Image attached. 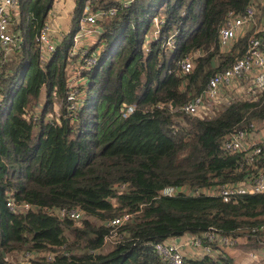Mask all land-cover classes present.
I'll use <instances>...</instances> for the list:
<instances>
[{"label": "trees", "instance_id": "obj_1", "mask_svg": "<svg viewBox=\"0 0 264 264\" xmlns=\"http://www.w3.org/2000/svg\"><path fill=\"white\" fill-rule=\"evenodd\" d=\"M255 1L133 0L124 8L117 0H75L69 33L42 60L34 36L56 0H19L12 14L19 46L0 65V264H24L26 253L33 254L28 264H162L153 244L202 238L211 229L264 242V193L228 203L160 195L167 187L209 189L251 174L239 169L240 154L229 155L221 145L235 131L263 125L264 94L235 101L209 119L178 110L243 55L261 24L259 8L254 26L228 53L220 54L218 35L229 13L241 15ZM87 3L92 12L117 14L99 23L90 49L99 50L98 60L81 72L84 84L74 89L81 103L69 116L68 54ZM155 19L158 34L145 51ZM196 52L190 73L180 74V62ZM57 103L60 114L50 117ZM132 104L135 112L123 119L121 107ZM9 195L33 208L11 213ZM60 208L79 209L83 217L75 223L49 213ZM124 214L132 216L119 228L124 239L106 245V223ZM217 251L186 264H233Z\"/></svg>", "mask_w": 264, "mask_h": 264}, {"label": "built area", "instance_id": "obj_2", "mask_svg": "<svg viewBox=\"0 0 264 264\" xmlns=\"http://www.w3.org/2000/svg\"><path fill=\"white\" fill-rule=\"evenodd\" d=\"M132 1L117 0L124 8ZM18 2L19 0H0V65L1 61L3 59L7 60L19 46V39L12 31V14L16 12ZM257 8L262 12L261 24L253 32V36L248 41L243 55L235 59L228 68L214 74L200 95L179 107L178 111L180 113L200 119H209L214 117L218 107L221 110L235 101L253 102L257 100L259 95L264 94V0L253 2L241 15L229 13L219 31L218 44L220 54L231 51L237 39L243 37L247 33V30H250L254 26ZM116 14L117 9H100L92 12L90 4L87 3L84 7L83 15L79 20V29L73 39V44L76 45L81 39L91 34H96V40L98 41L100 33V28H98L99 23ZM160 24V21L155 20L156 34L151 36L150 40L156 39ZM96 27L98 29L97 32L94 31ZM34 41L40 48L42 60L48 52L52 53L55 50L56 43L52 39L51 27L48 23L44 24L38 33H36ZM95 44L96 41L93 46ZM172 46L173 40L170 38L167 40L165 48L169 49ZM98 51V49L95 51L86 49L83 52L78 51L77 53L73 49L69 51L68 55L73 60L71 65L73 74L69 82L72 93L67 97L69 116L79 108L81 103V98H77V91L74 90L84 84V81L81 79V72L88 70L97 63ZM199 55V52L187 55L180 62L179 73L182 75L190 73L193 68L194 59ZM75 57L77 58L74 59ZM225 92L235 95L237 98L218 106L221 104V97L225 95ZM60 109L61 103H57L54 109L55 113L50 117L58 118ZM135 109L136 106L133 104L123 105L120 109L121 117L126 119L135 112ZM221 149L229 155L240 154L242 158L239 163V169H248L251 174H247L238 183L221 184L209 189L167 187L161 191L160 195L163 197H172L179 194L196 197L204 195L207 197H218L224 203H228L241 196L264 193V165H260V162L264 158V137L262 139L259 137L256 126L250 124L243 130L229 134L223 139ZM6 207L13 214L27 213L33 208L28 203L15 202L10 195L7 198ZM49 213L55 215L60 220L68 219L75 223H79L83 217V212L79 209H52ZM131 219V215L124 214L121 217L109 220L106 223V227L110 228V233L105 238L104 243L109 245L121 242L125 235L119 231V228L127 224ZM238 241L239 238L222 236L211 229L205 232L202 238L190 236L186 244L200 250L202 257L214 258L218 253L217 250L231 248L238 244ZM152 248L162 264H186V258L182 254L180 246L175 243L168 241L159 242L153 244ZM248 255L253 260L258 259L256 254L249 253ZM32 257L33 254L26 253L22 262L28 264V260ZM46 258L47 260H51L52 256L46 255Z\"/></svg>", "mask_w": 264, "mask_h": 264}, {"label": "crops", "instance_id": "obj_3", "mask_svg": "<svg viewBox=\"0 0 264 264\" xmlns=\"http://www.w3.org/2000/svg\"><path fill=\"white\" fill-rule=\"evenodd\" d=\"M69 1H70L71 7L73 8L75 5V0H69ZM52 17L53 15L51 16V18ZM50 20L48 22H50ZM65 25H66L67 31H65ZM70 29H71V20H70V23L67 24V19H65L63 20L61 24L56 23L55 25H53V27L51 26V36L56 43H59V40L63 38L65 35H67ZM92 38L93 37L87 39L86 41ZM93 42L95 41L93 40L92 43ZM96 43H97V40H96ZM89 48L92 49L93 46L90 45ZM96 49H94L93 51H95ZM258 135L261 139L264 137V126H262V128L259 130ZM189 238H190L189 235H184L183 237H178V238L168 240V242L179 245L181 252L185 256L186 259L188 260L201 259L202 255H201L200 250L194 249L193 247L186 244ZM220 251H222L227 256H229L233 260V264H264V242L262 241L247 242L245 239L240 238L238 241V244L234 245L231 248L220 249ZM249 253L256 254L258 259L255 261L251 259L248 255Z\"/></svg>", "mask_w": 264, "mask_h": 264}, {"label": "rangeland", "instance_id": "obj_4", "mask_svg": "<svg viewBox=\"0 0 264 264\" xmlns=\"http://www.w3.org/2000/svg\"><path fill=\"white\" fill-rule=\"evenodd\" d=\"M74 9H75V5L72 8L71 5H70V1L69 0H56V3L54 4V7L52 9V12L50 13L49 20H50V18H51L52 15H53V17L51 18L50 22H47V23H50L49 25H51L53 27V25H55L56 23L61 24L63 22V20L67 19V24H69ZM94 29H95L94 31L97 32V30H98L97 27L94 28ZM65 31H67L66 30V25H65ZM155 34H156V26H155L154 31H153V33H152L151 36H154ZM91 37H93V38L90 39V40H88V41H86L87 39H89ZM96 39H97V35L96 34H91V35H89V36L81 39L76 45L73 44L72 47H71V49H73L74 52H76V53L78 51L83 52L86 49H90L89 46L90 45L93 46L94 42L92 43V41L93 40L96 41ZM151 41L152 40H150L148 42H145L144 47H143L145 51H148V49H149L148 46H149V44H150ZM57 44L58 43H56V46H57ZM56 46H55V48H56ZM68 74H69V78H70L72 76V74H71V70L69 69V67H68ZM235 98H237L235 95H230L228 92H225V95L221 97V104L218 105V106H221L222 104L226 103L227 101H230V100L235 99ZM55 107H56V105H55ZM219 109H220V107H218V109L215 111L216 114H217V112L220 111ZM255 126H256L257 131L259 132V130L262 128L263 125H257L256 124ZM181 237H183V236H181Z\"/></svg>", "mask_w": 264, "mask_h": 264}, {"label": "water", "instance_id": "obj_5", "mask_svg": "<svg viewBox=\"0 0 264 264\" xmlns=\"http://www.w3.org/2000/svg\"><path fill=\"white\" fill-rule=\"evenodd\" d=\"M175 105L174 104H171V109H172V111H174L175 110ZM23 215H25V213H23Z\"/></svg>", "mask_w": 264, "mask_h": 264}]
</instances>
